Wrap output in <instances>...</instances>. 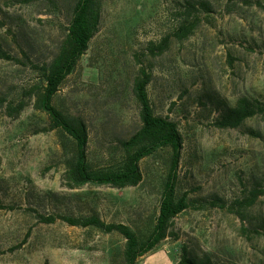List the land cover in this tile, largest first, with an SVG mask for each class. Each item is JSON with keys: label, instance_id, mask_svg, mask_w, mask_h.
I'll use <instances>...</instances> for the list:
<instances>
[{"label": "rangeland", "instance_id": "1", "mask_svg": "<svg viewBox=\"0 0 264 264\" xmlns=\"http://www.w3.org/2000/svg\"><path fill=\"white\" fill-rule=\"evenodd\" d=\"M76 1L0 0V42L14 57L0 59V264H124L120 233L42 216L98 215L141 239L155 225L170 147L141 160L137 186L69 189L63 175L76 142L62 129L44 131L49 118L34 106L30 91L58 53ZM189 1L196 6L187 14ZM99 2V30L54 97L60 110L87 122L91 164L113 165L119 140L140 127L132 91L138 55L152 75L155 113L177 122L183 136L179 192L192 205L174 220L177 239L137 264H178L183 246L215 264H264V112L237 128L216 125L224 107L241 98L264 107V0ZM184 18L194 28L182 38ZM164 38L163 53L147 51ZM21 101L25 109L11 116L7 106ZM255 191L256 201L243 204Z\"/></svg>", "mask_w": 264, "mask_h": 264}, {"label": "trees", "instance_id": "2", "mask_svg": "<svg viewBox=\"0 0 264 264\" xmlns=\"http://www.w3.org/2000/svg\"><path fill=\"white\" fill-rule=\"evenodd\" d=\"M204 8H210L208 2H200ZM185 11L193 12L195 5L190 1ZM102 19V7L99 0H77L65 39L54 58L42 66L44 77L41 84L35 85L31 93L35 98V108L45 113L49 118V127L44 131L62 129L70 134L77 146L76 157L68 162L64 172L67 188L78 189L87 184L110 186L124 189L139 185L143 180L141 160L161 147L172 149L171 165L160 198L158 214L153 230L141 239L136 231L124 223H106L98 215L74 217L61 214L59 216H42L44 222H55L58 218L70 225L96 226L106 232H118L126 239L123 251L124 264H137L138 260L155 249L162 241L178 234L173 230L174 220L186 209L192 201L186 194L180 195L178 167L181 158L183 136L177 122L169 117L157 115L154 111L149 94L151 72L141 62L139 72L133 80L132 91L140 107V127L129 137L120 139L121 157L110 166L94 167L89 159L88 144L90 140L87 122L82 117H71L60 110L54 103V97L60 90L66 77L78 65L82 56L87 52L89 44L98 32ZM184 22V23H183ZM177 28L179 37H186L193 31V25H188L184 18ZM169 38H164L159 44L152 43L147 51L152 55L163 53L166 50ZM14 57L0 42V59L11 60ZM26 102L7 106L9 114L18 117L25 109ZM264 112V107L253 104L248 98H241L235 106H225L223 113L217 118L216 125L220 128H237L243 122ZM259 191L252 192L243 204L252 205ZM178 264H215L210 258H198L191 254L186 246L182 247V255Z\"/></svg>", "mask_w": 264, "mask_h": 264}]
</instances>
